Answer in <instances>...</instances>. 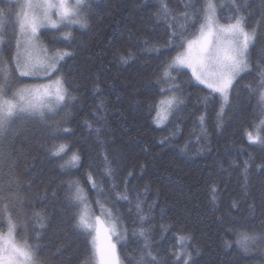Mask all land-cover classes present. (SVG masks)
<instances>
[{
    "label": "trees",
    "instance_id": "trees-1",
    "mask_svg": "<svg viewBox=\"0 0 264 264\" xmlns=\"http://www.w3.org/2000/svg\"><path fill=\"white\" fill-rule=\"evenodd\" d=\"M10 2L3 0L0 7H7ZM88 3L91 7L86 12L87 27L73 28L70 31L73 39L53 40L64 29L40 33L42 42L52 50L70 53L59 69L65 87L71 85L75 99L66 100L67 107L64 105L56 114L45 116L44 121L30 115L14 119L9 129L14 166L0 169V187L6 196L13 198L0 203V232L7 229V212L17 225V237L26 240L45 264H88L92 255L91 237L79 235L73 229V209L66 203V182L78 180L89 205L100 213L96 189L86 176L91 172L93 180H103L106 191L112 183L121 190L126 183L131 197L140 195L150 220V225H145L151 228L148 243L170 264H177L169 254L181 252L179 237L187 233L192 236L186 242L187 251L200 250L198 257L193 252L196 264H254L257 257L242 254L234 230L264 231L261 219L264 208L260 205L264 172L256 168L264 163V144L252 143L246 135L263 118V112L257 97L245 87L255 85L256 62L264 52V0H237L238 4L250 6L248 10L242 7L239 14L245 17L246 29L255 30L257 40L249 49V69L233 85L230 95L233 106L225 109L223 126L219 129L215 127L218 102L205 107L202 98L210 90L196 83L185 69L173 72L180 84V90L173 92L184 100L181 119H176L174 111L166 124L160 126L155 122L157 108L153 105H158L168 93L161 92V86L168 87L161 79L163 66L182 50L176 41L171 47L165 46L171 29L156 14L162 3L177 13L184 11L183 0H88ZM215 3L221 22L227 23L228 17L236 15L229 10L231 0ZM175 20L179 22L178 15ZM146 40L158 45L160 51L146 49ZM129 51L135 59L121 63L119 56L128 55ZM10 54L12 47L4 52L9 59ZM101 101L105 105L102 110L98 109ZM201 115L205 117L207 138L198 124ZM89 123L93 129H101L99 136L87 127ZM46 125L71 129L72 135L57 142L66 141L79 150L81 160L77 167L61 170L59 161L46 151L53 139L45 130ZM104 154L114 161L112 178L102 175ZM245 161L250 165V191L257 211L249 214L245 204L239 213L232 212L233 220L224 216V222L220 223L230 200L240 198ZM212 182L219 185L220 200L216 207L209 201ZM100 199L103 202L105 198ZM149 205H153L150 213ZM117 206L128 226L126 237L117 245L123 259L125 253L136 255L145 240L133 235L136 217L134 212L129 214L130 205L121 201ZM36 212L47 215L44 229L35 222ZM162 226L166 228L163 232ZM225 240L232 244L231 248L225 247ZM124 264L128 262L125 260Z\"/></svg>",
    "mask_w": 264,
    "mask_h": 264
},
{
    "label": "snow or ice",
    "instance_id": "snow-or-ice-1",
    "mask_svg": "<svg viewBox=\"0 0 264 264\" xmlns=\"http://www.w3.org/2000/svg\"><path fill=\"white\" fill-rule=\"evenodd\" d=\"M3 0H0L2 3ZM199 5V6H198ZM19 7L27 9V12L21 11L16 13L14 10ZM88 0H27L23 5L18 4V0H11L7 7H0V169L5 165L9 168L14 166L13 157L15 155L12 144L9 140V129L14 122V118H18L23 114L32 117H38L44 121L45 111L52 113L56 106L64 104L67 100H74L69 84L65 87V80L61 76L59 64L65 56L70 55L66 50H57L53 48V54H47L48 49L38 44V33L41 27L58 28V21L65 26L79 25L81 28L87 27L88 17L84 15L90 10ZM221 7L225 5L221 4ZM248 10L250 6L242 3L238 4L237 0H231L229 6L230 11H234L236 15L228 17L227 23L221 24L217 18V4L215 0H183L182 12H175L170 9L166 3L160 5V11L157 12L156 18L163 17L170 31V40L166 43V47H171L172 42H178V47L182 51L169 59L161 73V79L167 84V88L161 86V92H173L180 90V84L176 82L173 72H179L182 68H190L192 76L200 84L209 89V93L202 98L205 107L209 103H217L215 127L217 129L223 126L225 118V109L231 108L233 105L230 101V95L233 91V85L237 78H242L244 73L250 67V45H254L257 40L255 30L251 33L244 25L245 17L240 15L241 8ZM53 15L57 19H53ZM179 16V22L175 17ZM13 17L15 19H13ZM169 19L172 23H168ZM19 23L21 39L16 37L15 24ZM195 29V31H191ZM60 39L68 41L73 39L71 32L62 31L59 38L53 37V40ZM15 42V53L10 54V59L4 55L5 49H10ZM144 46L152 52H159L160 47L144 41ZM39 53H43L41 56ZM129 59H135L134 55L129 51L128 55L121 54L119 60L121 63H128ZM11 65V66H10ZM256 83L255 85H245L250 95H255L258 99V105L264 109V52L261 53L259 60L256 62ZM57 74V79L53 85H32L25 86L13 91L14 82L21 77H34L40 79L42 77H50L52 73ZM99 89H97L98 91ZM6 92H11L18 99H8ZM216 94H219L218 97ZM46 97H52L54 104L45 102ZM184 104V100L175 94L165 96L158 101L155 121L163 123L173 111L176 112V119H181L180 110ZM105 107L103 101L98 105V109ZM102 120V117H98ZM198 124L204 138H207V127L205 125V117H198ZM87 127L95 131L99 136L100 128H92L89 123ZM255 134L253 131H247V139L252 143L264 144V138L261 137L260 131L264 129V119L259 120V124H254ZM45 130L52 136L51 147L46 151L49 155L59 161V168L65 170L75 168L80 164L81 155L78 149H75L66 141L57 142L61 137L70 136L73 133L71 129L56 125L53 127L45 126ZM180 131L179 125L176 126V132ZM175 134V133H174ZM199 139V138H198ZM102 143V142H101ZM163 143V141H161ZM114 161L109 160L107 154L102 157V175L112 178L115 175L112 167ZM249 161L244 162L243 180L240 189V198L230 200L227 209L223 211V215L219 218V222H224V216L229 220H233L232 212L239 213L241 207L247 204V211L253 214L257 211L255 200L252 198L249 180ZM256 168L264 172V163L256 165ZM91 180V186L96 189L97 200L101 215H93L90 213L86 203V194L80 186L78 180H68L66 192V203L73 209L72 226L77 230V234L91 237V253L95 260V264H124L126 260L128 264H170V261L163 257L160 253L152 250L148 243L151 234L150 220L145 212L144 202L137 193L131 197L125 183L121 190L115 183H112L106 191L103 187V180L96 181L92 179L91 172L86 173ZM10 191V189H9ZM47 195V192H45ZM53 198L56 192H52ZM105 199L102 202L100 197ZM2 187H0V203L5 199H10ZM220 200L219 185L215 182L209 186V201L216 207ZM121 201L126 202L130 207L129 214L135 213V227L133 235L143 237L145 240L143 248L136 255L125 253L122 259L117 243L124 239L128 233V226L123 223V217L117 206ZM111 204V207L107 205ZM260 205L264 208V189L260 194ZM153 205H149L147 211H152ZM7 215V233L0 232V264H45V261L33 251L32 246L28 245L25 240L18 243L15 240L16 223L11 215ZM35 222L39 223L40 229H44V221L47 219L46 214L36 212L33 214ZM106 216L107 219H102ZM261 219H264L262 215ZM162 232L166 230L162 226ZM34 231H38L34 229ZM238 239L236 244L239 250L245 256H256L254 264H264V231L257 232L255 229L239 230L236 229ZM115 237V240L113 239ZM39 235L36 239H39ZM181 244H185L192 240L190 233L179 237ZM226 248H231L232 244L225 240ZM196 257L200 255V250L194 248L192 251L186 249L181 252H173L169 255L176 260L177 264H196Z\"/></svg>",
    "mask_w": 264,
    "mask_h": 264
},
{
    "label": "rangeland",
    "instance_id": "rangeland-1",
    "mask_svg": "<svg viewBox=\"0 0 264 264\" xmlns=\"http://www.w3.org/2000/svg\"><path fill=\"white\" fill-rule=\"evenodd\" d=\"M27 2V0H18V4L19 5H23V4H25ZM33 2H35V0H33ZM70 2L71 3H74V0H70ZM16 13H20L21 11H24V12H27L28 10L27 9H21V8H19V7H17L15 10H14ZM217 12H218V10H217ZM84 15H86V12L84 13ZM217 18H218V14H217ZM53 19H57V17L55 16V15H53ZM218 21H219V23H221V24H224L223 22H221L220 20H219V18H218ZM75 27H80L79 25H71V26H65V24H63V23H60L59 21H58V28L57 29H64L66 32H70L73 28H75ZM81 28V27H80ZM57 30V29H52V28H50V27H47V26H45V27H41L40 29H39V33H38V36H39V39H38V44H40L42 47H46L47 49H48V52H47V54L49 55V56H51L52 54H53V50L51 49V48H49L46 44H44L43 42H42V40L40 39V33L43 31V30ZM15 30H16V37L18 38V39H21V42H23V37L21 36V34H20V27H19V23L18 22H16V24H15ZM249 31V30H248ZM250 33L252 32V31H249ZM14 44H15V42L13 41V46H12V54H14L15 53V46H14ZM250 47H251V45H250ZM180 51H182V50H180ZM41 56L43 55V53H39ZM66 57V56H65ZM64 57V58H65ZM63 61V60H62ZM61 61V62H62ZM60 62V63H61ZM11 66V65H10ZM59 66H60V64H59ZM58 66V67H59ZM182 69H185V70H188L191 74H192V72H191V69L190 68H182ZM248 70V69H247ZM246 70V71H247ZM242 74V73H241ZM58 77H57V74L54 72V73H52L51 74V76L50 77H42V78H40V79H37V78H34V77H21V78H19L18 79V81H20V79H25V80H28L27 82H23V83H17L16 81L14 82V87H13V91H15V90H17V89H19V88H24L25 86H32V85H37V84H41V85H53L54 84V81L57 79ZM193 78H194V80H195V77L193 76ZM196 81V80H195ZM16 83V84H15ZM196 83H198L199 85H201V86H204V87H206L205 85H203V84H200L198 81H196ZM207 88V87H206ZM172 94H175L176 95V93L175 92H168V93H166L162 98H164L165 96H168V95H172ZM219 95V94H218ZM6 97L8 98V99H14V100H16V99H18L17 97H14L13 95H12V93H7L6 92ZM161 98V99H162ZM67 100V99H66ZM45 102L47 103V102H51V103H53L54 104V99L52 98V97H46L45 98ZM66 102V101H65ZM62 106H64V104H61V105H59V106H56L55 107V109H54V112H52V113H49V112H47V111H45V116H48V115H53V114H56L60 109H61V107ZM174 112V111H173ZM173 112H172V114H173ZM262 112H263V118L262 119H264V109H262ZM172 114L168 117V119H167V121H165V122H163V123H157L156 121V124L157 125H164V124H166L167 122H168V120L171 118V116H172ZM23 115H28V114H23ZM155 116H156V114H155ZM15 119V118H14ZM257 124H259V122L257 123ZM12 125H13V123H12ZM11 125V126H12ZM11 128V127H10ZM251 131H253L254 132V134H255V128H253ZM260 135H261V137L262 138H264V129H261V131H260ZM86 203H87V205H88V208H89V211H90V213L91 214H93V215H101V212L100 213H95L94 211H93V209L91 208V206L89 205V203H88V200L86 199ZM102 219H107L106 218V216H102ZM5 234L7 233V229H6V231L4 232ZM14 236H15V240L18 242V243H23L24 241H21L18 237H17V235H16V231H15V233H14ZM113 239L115 240V237H113ZM120 242V241H119ZM118 242V243H119ZM118 243H117V245H118ZM184 249H186L187 250V245H186V243L185 244H181V251L182 250H184ZM88 264H95V260H94V258H93V256L91 255V259H90V261H89V263Z\"/></svg>",
    "mask_w": 264,
    "mask_h": 264
}]
</instances>
